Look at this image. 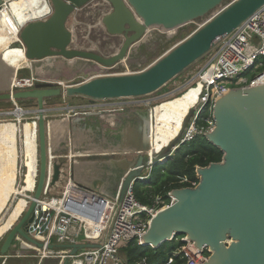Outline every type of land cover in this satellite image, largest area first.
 Instances as JSON below:
<instances>
[{
  "label": "water",
  "instance_id": "obj_1",
  "mask_svg": "<svg viewBox=\"0 0 264 264\" xmlns=\"http://www.w3.org/2000/svg\"><path fill=\"white\" fill-rule=\"evenodd\" d=\"M11 1L0 0V12ZM95 1L48 0L52 9L48 16L21 25L20 42L16 46L24 50L31 67L59 58L70 64L92 62L99 67L127 65L153 31L171 29L173 31L169 34L174 35L184 26L197 21L201 23L139 71L99 74L87 73L83 69L77 77L79 82L54 80L52 83H37L28 89L15 86L13 77H10L4 92H0V102L17 104L35 100L37 104L36 111L24 112L37 114L39 168L28 209L0 245V264L12 256L14 242L20 238L39 250L45 248L42 241L29 234L28 228L34 221V210L45 188L58 185L62 178L63 165L51 162L54 148L47 115L58 109H46L48 99L62 97L99 103L154 98L160 102L169 95H160V92L202 62L264 7V0H99V6L110 7L101 18L106 33L123 38L116 53L103 56L72 48L74 34L68 27L73 14ZM0 67H8L17 78L19 70L14 71L1 58ZM91 115L102 116L100 113L88 116ZM139 115L144 119L143 144L123 153L126 167L116 197L119 203L130 188L148 182L159 164V154L151 149V110ZM213 119L215 127L204 138L223 153L222 160L197 167L198 184L195 187L170 192L172 202L152 219L141 246L159 249L169 241L186 236L196 245L195 250L190 248V252L209 248L210 256L202 264H264V84L229 88L216 99ZM129 155L134 157L127 162ZM170 157L171 154L163 162ZM50 166L53 168L51 179L48 176ZM73 179L70 175V180ZM71 186L106 200L91 189L78 184ZM70 208H73H68L71 212L85 215V208L81 205L70 204ZM64 246L71 249V255L94 247L90 244ZM53 247L49 245L48 249ZM62 264H69V260Z\"/></svg>",
  "mask_w": 264,
  "mask_h": 264
},
{
  "label": "built area",
  "instance_id": "obj_2",
  "mask_svg": "<svg viewBox=\"0 0 264 264\" xmlns=\"http://www.w3.org/2000/svg\"><path fill=\"white\" fill-rule=\"evenodd\" d=\"M263 59L264 7L242 28L234 32L214 49L202 61L201 67L188 81H185L180 86H175L172 91L168 92V97L162 100L175 98L192 89L197 90L196 100L191 105L183 122L179 143H177V146L175 145L177 149L182 145L193 143L197 138L204 137L214 129V103L219 96L229 88H232L224 84V81H231L237 78L240 80V86L238 87L241 88L260 85V80L264 77V71L257 74L253 79H249L245 74L256 67L262 69L264 67ZM123 66L127 65L123 64ZM118 67H120V64L111 67L100 66L95 73H119L114 72L119 70L117 69ZM21 80L26 83L21 86H15L24 89L33 88L35 84L42 82L35 75L29 79ZM131 103H140V101L124 100L99 103L81 101L79 105L67 107V111L70 116L76 118L96 113L104 116L106 114L112 115L124 112ZM15 105V111L21 109L17 104ZM150 110L152 112V108ZM51 162H57L54 155H51ZM48 171L49 179H51L52 166L49 167ZM19 175H24V168L23 170L21 169ZM71 183L70 180L66 190ZM197 184L198 182H194L191 187H195ZM58 185L45 188L44 194L34 210V221L28 228L32 237L43 240L45 252L49 253L47 255L45 253L40 254L41 259L53 254V250L48 249V246L52 245L54 239L59 245H94V247L81 249L74 255L70 254L71 249L58 252L57 256L61 258V264L66 259L69 260V264H129L126 259L121 257L120 248L133 241L141 245L142 237L148 231L152 219L158 212L169 206L173 200L169 193L170 202L168 203L164 202L162 197H157L152 205L142 204L137 200L134 187H132L127 191L122 202L115 201L116 204L113 205L114 209L105 227L99 229L94 235L88 236L87 226L89 223L85 216L65 210L45 209L44 205L41 204V201L49 199L48 196L53 190H56ZM63 196H66V192H64ZM61 199H64V197ZM92 228L94 230V227ZM81 237L85 238V242H80ZM19 240L23 242V245L34 248L33 245L24 242L21 238ZM180 242L181 245L174 252V257L179 256L183 259V264H202L204 259L207 260L209 258L210 250L208 247H202L200 252H190V248L195 250L196 245L186 236L181 237Z\"/></svg>",
  "mask_w": 264,
  "mask_h": 264
},
{
  "label": "rangeland",
  "instance_id": "obj_3",
  "mask_svg": "<svg viewBox=\"0 0 264 264\" xmlns=\"http://www.w3.org/2000/svg\"><path fill=\"white\" fill-rule=\"evenodd\" d=\"M100 9L101 7L92 9L90 12L88 8H86L85 10L82 9L81 12H77V14L75 13L69 18L68 27L73 31V34H74L72 48L95 52L103 56H110L118 51V49L123 43V38L109 36L106 33L104 26L101 24V20L99 17L100 14H98ZM200 23L201 21H197L195 23L184 26L178 29L176 32H174V35L169 34L173 31L171 29H167V30L160 29L159 31H153L151 36L143 44H141V46L138 49V52L133 54L127 66L120 65V67L117 68L119 70L114 71V72H119V73L134 72V71H139V70L144 69L151 62H153L156 58L162 55L166 50H168L170 47H172L177 42L181 41L187 35H189L193 30L196 29V27ZM16 45L17 44L13 46H16ZM263 62H264V59H263ZM68 63L69 62L63 61L60 58L57 60H53V61L49 59L46 62L36 63L31 67V69L30 68L20 69L18 72V76H17L18 79L17 78L14 79V77L12 78L14 80L13 83L16 84V80H19V79H29L33 76L32 74H34L37 78L42 80V83L43 82L52 83L54 80H56L57 82L61 81L63 83H66V82L72 83L73 81L79 82L80 79L76 77L80 74V72L83 69H84L83 71H86L87 73H92V72H96L99 70V67L92 62L77 61L73 64H70V63L68 64ZM201 65H202V62L198 63L196 66L191 68L188 72H186L184 75L178 78L175 82H173L171 85H169L166 89H164L159 94L160 95L166 94L172 91L175 86L177 85L180 86L185 81H188L189 78L198 71ZM263 71H264V67L262 69L256 67L255 69H252L248 73H246L245 76H247L249 79H253L257 74ZM223 83L232 88L240 86V80L237 78L231 81H224ZM167 100H170V99H167ZM189 101H190L189 95L186 94L183 96H179V99L172 100L168 105L166 104L162 105L160 112H163L166 110H169V111L171 110V112H168L163 122L157 125L158 128L160 129L159 134L162 135L163 132L166 130L167 126H169L170 117L174 115L172 112H175V110L179 107H184V109H187L186 106L190 104ZM80 103L81 101L77 99H65L62 97H58V98L48 99L47 104L45 105V108L48 110L58 109V111L56 112H51V111L48 112L50 116L51 115H54V116L55 115H66L69 113L65 110H60V109L79 105ZM159 103L160 102L152 101L151 103L143 104L144 108L142 107L143 108L142 112H146L148 109L150 110L151 108H153V110L156 109L157 108L156 105H158ZM17 105L19 108H21L22 110L26 112H34L37 110V104L35 100L19 101L17 102ZM15 109H16V105L13 102H0V113L15 112ZM36 117H37L36 113H28V114L25 113V115L22 117V120H21L22 124L23 123L26 124L25 122L28 121L33 126V134H34L35 126H36V123H34L33 121L36 120ZM0 121L1 122L17 121V117L16 115L0 114ZM156 123H157V120H156ZM30 124L27 125L29 128H30ZM34 139H35V135H34L33 140ZM26 144L28 145L32 144L31 146H33V143L29 138H28V143L26 142ZM34 145H35L33 147L34 149H32L33 151L30 150L29 151L30 155H28L27 150L24 152V154L22 153L21 142L20 141L18 142L19 159H20L19 166L21 167L24 166L25 168L28 167V160H33L34 163H32L33 170H31L32 180L28 182L27 180H25L26 177L25 178L22 177V180H21V177L19 176L17 179V186L18 187L22 186L24 184H27L28 182L29 190L31 192H34L36 188L35 175L38 172V163L37 162L35 163V158L38 155V146H37L36 140H34ZM175 145H176V142H175ZM174 146L169 147L166 151L163 152V155L159 156V158L157 159V163L159 164L155 168V171H154L155 173L157 172V174H159L158 172L160 168L158 167L159 165L164 164L163 161L164 159H166L167 156H169L170 154L173 157L175 156V153L173 154L175 150L172 152V148ZM127 157L129 160H131L134 157V155H131V156L129 155ZM104 158L106 159V157ZM107 159H109V157H107ZM160 159L162 160L158 162V160ZM196 178H197V169H196ZM101 179L103 183L106 182L107 180L106 177H101ZM183 181L186 182L187 179H184ZM67 184L68 183H66L65 179L62 182H60L56 190H53L52 193L48 196L49 198L48 200L53 199V198H57V199L63 198V193L66 190ZM72 184L77 186L76 182H73ZM119 186H118V189H119ZM25 191L29 192L28 190H25ZM70 191L67 194L68 198L66 202L68 203L70 200H71L70 203H73L74 201L73 191L77 193H86V192L78 191L72 188V186L70 187ZM117 194H118V190L116 187V191L112 193V199L106 198V201L107 202L117 201V198H116ZM30 196H25V197L29 198ZM19 198L20 197L17 196L11 199L10 204H13V205L16 204L17 200L18 202L16 204V207L14 208L13 213L8 219L6 226L2 228L1 231L7 230L8 232L16 224V222L22 216L24 211L28 209L27 208L29 207L28 201L26 202L24 201V198H20V199ZM8 213L9 211H6L5 215L7 216ZM7 235L8 234H5L0 239V245H2ZM80 242H85V238L81 237ZM55 244H57V242L54 239L52 245H55ZM52 250H53L52 255H49L46 257V259L41 260L40 254H42V252L40 251H43V249L39 250L35 246L34 248H29L23 245V242H21L20 240H17L14 242V250L11 252L12 253L11 255L15 256L21 253L20 255L22 257L20 256L19 257L20 259L18 257H14L18 259L11 258L10 260H13V261H10L9 264H61V258L57 256V253L62 250L56 247H54ZM17 252H20V253H17ZM40 261L42 262L40 263Z\"/></svg>",
  "mask_w": 264,
  "mask_h": 264
},
{
  "label": "crops",
  "instance_id": "obj_4",
  "mask_svg": "<svg viewBox=\"0 0 264 264\" xmlns=\"http://www.w3.org/2000/svg\"><path fill=\"white\" fill-rule=\"evenodd\" d=\"M98 2L99 0H96L85 7L84 10L88 8L90 12L92 9L101 7L98 12L101 20L102 16L110 11V7L109 5L99 6ZM77 12H81V10ZM10 77H14V73L10 72L8 67H0V92H4ZM195 93V91H191L188 95H195ZM172 100L166 101L167 103L163 105H168ZM152 101H154V98L141 100L140 103H131L124 112L112 115L106 114L104 116L91 115L76 118L69 114L55 116L47 114L48 120L51 123V143L54 148L53 155L57 163L63 165V175L60 182L65 179L66 183H68L70 181V175H72L74 179L71 182H76L82 187L91 189L105 199H112V193L116 191V187L118 190V186L125 174L126 164H124V161H126V158L123 156V153L133 151L136 147L143 144L144 119L139 114L143 113V104ZM62 109L67 111L65 108ZM156 111L158 117L156 125L154 124L155 127L163 122L166 114L171 112V110L160 112L157 106ZM172 113L174 114V112ZM167 129L168 126L162 135L167 132ZM153 147L151 145V149ZM148 153H151V151ZM153 153H161L160 148L153 149ZM128 161L130 160L128 159ZM101 177H106V182L103 183ZM17 187L16 183L15 188ZM29 192L31 193V191ZM73 193L74 201L70 203V200L68 208H70V204L73 206H83L85 213L88 215L89 225L87 227H91V224L96 222L97 229L95 233H97L107 220L108 215L112 212L113 206L109 202L95 200L87 193H76L74 191ZM27 200L28 198L24 197V201L27 202ZM12 213L11 210L5 219L0 217V239L8 233L7 230L1 231V229L6 226ZM100 219L101 221H99ZM53 246L61 250L68 249L64 245L55 244ZM13 250L14 246L11 252ZM11 252L10 254H12Z\"/></svg>",
  "mask_w": 264,
  "mask_h": 264
},
{
  "label": "bare ground",
  "instance_id": "obj_5",
  "mask_svg": "<svg viewBox=\"0 0 264 264\" xmlns=\"http://www.w3.org/2000/svg\"><path fill=\"white\" fill-rule=\"evenodd\" d=\"M51 10L52 9H51V6H50L48 0H12L11 2H9L7 7H4L3 10L0 12V58L3 55H5V54L11 53L13 55L11 60H10L11 68L14 69V64H15V68H18V69H20V68H30L31 69L30 61L27 60V58L25 57L24 50L20 49L18 46H13V45H15V44L20 42L19 40H20L21 25H23V24H25V23H27L29 21L35 20V19L45 18L46 16L49 15ZM16 41H18V42H16ZM120 65H123V64H120ZM14 79H15V77H14ZM25 83H23L22 80H16V84L15 85H20L21 86L22 84H25ZM260 84H264V77L261 78ZM191 91H195L196 92V96H197V90H195V89H192L190 91H186V92L182 93L179 96L186 95V94H188ZM179 96H177L175 98L179 99ZM175 98H172V99H175ZM189 98H190V101H189L190 104L188 106H186V108H187L186 115H187L191 105L196 100L194 95L189 96ZM172 99H170V100H172ZM166 101H168V100L160 102L156 106H158L159 109L161 110L162 105ZM156 110H157V108L154 109V110L152 108V112H151V130H152L153 125L154 124L156 125V120H157V117H158ZM3 115H6V113L3 114ZM24 115H25L24 110L20 109V110L17 111L16 117H17V121L19 122V125L22 123L21 120H22V117ZM186 115H185L184 119L179 123V125L176 126L178 128V135H177L176 140L174 142H172V144L169 147L174 146L175 142H176V146H177V143H179L180 132L182 130L183 122H184V120L186 118ZM17 121H4V122L0 121V123H2V124H11V123H15ZM26 122H28V121H26ZM33 122L36 123L35 129H34V135H35V139L34 140H36L37 146H38V124H37V122L35 120ZM31 128L33 130V126L32 125H31ZM150 134H151V132L149 133V135ZM176 146H174L172 148V152L177 149ZM167 149H164L161 153H158L159 156L163 155V152L166 151ZM161 160L162 159L158 160V162L161 161ZM36 162L38 163V155L36 157ZM23 168H24V175L20 176L21 178L22 177L25 178L26 175H28V173H29L27 167L25 168L23 166ZM15 177H16L15 175L11 174L8 177L3 178V179L0 180V217H2L3 219H5V216H6L5 212L9 211V213H10V211L13 208V206H12L13 204H10L11 203L10 201H11L12 198H15L17 196H19L20 198H24L25 196H30V195L31 196L28 198L27 201H30L33 198V195H32L33 192H31V194H30L29 192H26L22 188H20V186L15 188V184H16ZM37 177H38V172L35 175L36 181H37ZM145 179H147V178H145ZM23 182H24V180H23ZM71 185H72V183H71ZM71 185H70V187H71ZM70 187H68V189L65 191L66 192V196H63L64 199L53 198V199H50V200L41 201V204L44 205L45 209L53 208V209H58V211L59 210H65V211L71 212V210H69V209H73V208H69L68 209V202H66V200L68 198L67 192L70 191ZM89 195L95 200H99V201H102V202H107L106 200H102V199H99L97 197H93V195H91V194H89ZM109 203L112 206L116 204L115 202H109ZM113 209H114V206H113ZM71 213H74V211H72ZM111 213L108 215L107 220L104 222L103 226L100 229L105 227V225L108 222V219H109ZM74 214L81 215L79 213H74ZM85 215H81V216H85L87 218V221H88V215L86 213H85ZM103 218H104V216H103ZM99 221H101V219ZM92 227H94V230H96L97 223L95 222L91 227L90 226H89V228L87 227V232L89 233L88 236H92V235L95 234V232H94ZM37 239H39V241H43L41 238H37ZM30 248H32V247H30ZM41 252H42V254L45 253V255L49 254L48 252H45V249H43V251H41Z\"/></svg>",
  "mask_w": 264,
  "mask_h": 264
},
{
  "label": "trees",
  "instance_id": "obj_6",
  "mask_svg": "<svg viewBox=\"0 0 264 264\" xmlns=\"http://www.w3.org/2000/svg\"><path fill=\"white\" fill-rule=\"evenodd\" d=\"M194 97L196 98V93ZM174 153V157L168 158L166 163L159 165V174L154 172L156 166L148 182L134 186L135 196L140 203L152 205L157 197H162L164 202H170L168 195L171 191L191 187L193 182H198L197 167L220 162L223 157V153L209 144L204 137L197 138L191 144L182 145ZM184 179L187 181L184 182ZM180 238L163 244L159 249L143 247L133 241L120 248V255L129 264H183V259L179 256L174 257V252L181 245ZM10 259L6 264L13 261Z\"/></svg>",
  "mask_w": 264,
  "mask_h": 264
},
{
  "label": "flooded vegetation",
  "instance_id": "obj_7",
  "mask_svg": "<svg viewBox=\"0 0 264 264\" xmlns=\"http://www.w3.org/2000/svg\"><path fill=\"white\" fill-rule=\"evenodd\" d=\"M12 56L13 55L11 53H8L3 55L1 59L4 63H6L9 67H11L10 60ZM15 69L20 70L24 68H20V69L15 68V64H14V70ZM186 110L187 109H184V107H179L175 110L174 115L170 117V124L168 126L167 132H165L164 135H160L158 129H156L155 125H153L151 130L152 133L151 141H152V146H154L153 149L160 148V151L162 152L164 149H167L172 144V142L176 140L178 135V128L176 126L179 125V123L184 119L186 115ZM18 123H19L18 121L11 124L0 123V180L12 174L16 176L15 177L16 183L18 177L20 176L19 172L21 171V166H19L20 159H19L18 142L19 141L21 142V146H22L21 150L23 154L27 150V154L30 155L29 151L30 150L33 151L32 149H34L33 147L35 146L33 141L34 134L31 128V124L29 122H26V124L21 123L20 125H18ZM28 124H30V128L27 126ZM28 138L32 141L33 146H31L32 144L31 145L26 144V142L28 143ZM32 163H34L33 160H28L27 168L29 173L28 175H26L25 178L28 182L32 180L31 179V173H32L31 170H33ZM35 163H36V158H35ZM28 182L27 184L20 186V188H22L23 190L30 191ZM15 207L16 205H13L12 212L14 211ZM20 254L11 256L8 259L14 257L19 258L21 256Z\"/></svg>",
  "mask_w": 264,
  "mask_h": 264
}]
</instances>
